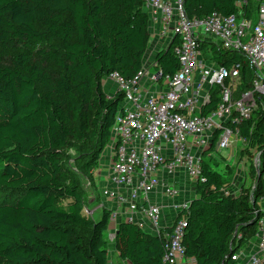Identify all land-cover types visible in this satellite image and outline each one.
<instances>
[{
	"label": "trees",
	"instance_id": "trees-1",
	"mask_svg": "<svg viewBox=\"0 0 264 264\" xmlns=\"http://www.w3.org/2000/svg\"><path fill=\"white\" fill-rule=\"evenodd\" d=\"M145 0H0V264H108L104 235L110 213L84 214V191L65 170L70 147L84 150L81 172L93 171L110 142L121 101L108 99L102 81L131 80L149 47ZM237 0H184L188 19L236 13ZM249 1V0H248ZM17 51L13 52V49ZM172 45L156 53L163 75L177 70ZM12 52L10 66H1ZM215 62L240 63L242 88L251 73L240 55L214 52ZM218 98L214 95L209 109ZM258 154L256 189L224 194V176L202 160L184 219V264H234L233 250L251 241L264 201V121L261 111L239 126ZM92 175V176H91ZM202 180V181H201ZM62 201H67L64 205ZM159 236L131 222L116 226L114 264H163Z\"/></svg>",
	"mask_w": 264,
	"mask_h": 264
},
{
	"label": "built area",
	"instance_id": "built-area-1",
	"mask_svg": "<svg viewBox=\"0 0 264 264\" xmlns=\"http://www.w3.org/2000/svg\"><path fill=\"white\" fill-rule=\"evenodd\" d=\"M183 2L145 0L142 9L148 18L152 64H146L145 55L131 80L117 73L108 77L121 101L107 150L100 156L108 154V162L98 163L107 181L99 197L107 205L104 210L110 213V226L131 222L153 236L166 228L161 224V207L151 203L149 196L175 195L164 185V174L183 177L193 185L205 154L234 150L238 144L245 147L239 126L258 109L264 121V0H256L255 23L250 0H237L233 15L200 19H188ZM171 45L178 68L172 75H163L154 66V57ZM222 51L243 58L251 73L250 79L245 78L248 88H242L240 63L223 66L215 62L214 52ZM214 95L218 103L208 110ZM229 190L222 192L233 196ZM190 200L179 205L176 216L188 209ZM83 211L91 213L88 206ZM175 218L164 232L163 264L185 263L181 245L185 222ZM231 259L234 264H264V211L253 239L242 250L236 249Z\"/></svg>",
	"mask_w": 264,
	"mask_h": 264
},
{
	"label": "rangeland",
	"instance_id": "rangeland-1",
	"mask_svg": "<svg viewBox=\"0 0 264 264\" xmlns=\"http://www.w3.org/2000/svg\"><path fill=\"white\" fill-rule=\"evenodd\" d=\"M256 0H250L249 7L251 10L255 11L253 12L254 15L252 16L253 23L256 22L257 19V13H256ZM207 49L209 50L211 47L210 45H206ZM148 51L146 54L145 62L147 65L152 64V54L150 52V47H148ZM17 51V48L13 49V52ZM11 56L12 52L4 53L1 66H10L11 63ZM150 72H153L152 67H149ZM106 83H103V86ZM116 91V88L113 89V91ZM114 91V93H115ZM105 95L108 99L112 98V90L105 88ZM107 149L105 148L103 152H105ZM102 152V153H103ZM87 159V156L84 154V150L76 148V147H70L65 154L64 157V166L65 170L70 178L75 177L79 183V185L82 187V189H85L86 183H91V181L88 178V175H85L81 172V164L84 160ZM106 161L108 162V154L104 153V156L102 159L99 158V162L101 164H105ZM203 161L208 163L210 168L214 171L220 173L225 178L226 182V189H228L234 181L238 184V191L240 188H250V192L253 193L256 189V179L258 176L256 174H252L250 167L253 166L257 171L260 169V162L258 158V154L255 153L254 150H249V147L247 145L243 147L242 145L238 144L234 150L231 149H220L219 151H213L210 153V156H207L206 154L203 156ZM92 176V175H91ZM92 178V185L89 188V190L95 195L96 201L95 206L101 201V198L99 197V182L97 179ZM86 195H84V201H86L87 205V199ZM67 201H62V204H66ZM90 208L89 210H93L91 205H88ZM101 210L98 213H95L94 216L89 213L85 214L87 217L95 220L98 219V214L101 215ZM99 215V217H100ZM94 220V219H93ZM110 223V220H109ZM114 223L110 226L106 234L104 235V238L107 242V248H108V264H114L117 262V256L114 251L113 247V235H114ZM242 250V247H240Z\"/></svg>",
	"mask_w": 264,
	"mask_h": 264
},
{
	"label": "crops",
	"instance_id": "crops-1",
	"mask_svg": "<svg viewBox=\"0 0 264 264\" xmlns=\"http://www.w3.org/2000/svg\"><path fill=\"white\" fill-rule=\"evenodd\" d=\"M150 46H152V44L150 45V43H149V47ZM103 83H106V84L103 86ZM102 88H103L104 93H105V88L111 89L112 90V96L114 95L115 90L113 91V89L115 88V85L111 79H109V78L104 79L102 81ZM93 176L99 182V191H100V189L103 186H105L107 183L106 178H105V172L101 169V166L97 167L93 171ZM163 181H164V185L167 188H171L175 191V195L172 197H165V195H159L158 193H154V194H151L149 196V201L151 203H157L161 207L160 208L161 216H162V220H161L162 223L161 224H162L163 229H164V228H167L171 224V222L174 220L176 214L178 213L179 205L183 201H186L187 199L193 198V188H192V185L187 183V180L183 177L176 178L172 175L164 174V180ZM192 183L193 182L191 181V184ZM90 187H91V185L89 183H86L85 189H83V191H84V195L87 196L86 197L87 206L88 205L93 206L92 207L93 210H90V211H91V214L94 216L95 213H98L100 210L101 211L104 210L105 206H107V205L105 203L103 204V202L101 200L95 206L96 198H95V195H93V193L89 190ZM229 191L232 192V194H234V195L237 194L238 184L236 181L231 183ZM259 207H260V210L264 211V201L263 200L259 202ZM88 208H90V207L88 206ZM137 209L139 211L140 207L137 206ZM135 214L138 215V212ZM99 215L100 214H98V218H99ZM93 219L95 220V218H93ZM117 225H118V223H117ZM113 229H114V231L116 230V225L113 227ZM118 260L119 259L117 256V261Z\"/></svg>",
	"mask_w": 264,
	"mask_h": 264
},
{
	"label": "water",
	"instance_id": "water-1",
	"mask_svg": "<svg viewBox=\"0 0 264 264\" xmlns=\"http://www.w3.org/2000/svg\"><path fill=\"white\" fill-rule=\"evenodd\" d=\"M260 177V174H258V178ZM257 222V217H255L252 221H251V224H255ZM235 250H233L232 252H231V255L233 254V252H234Z\"/></svg>",
	"mask_w": 264,
	"mask_h": 264
}]
</instances>
